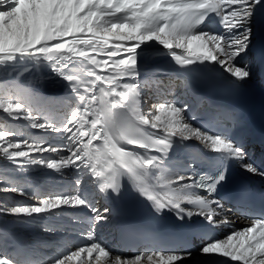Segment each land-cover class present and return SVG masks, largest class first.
I'll use <instances>...</instances> for the list:
<instances>
[{
  "label": "snow or ice",
  "instance_id": "snow-or-ice-1",
  "mask_svg": "<svg viewBox=\"0 0 264 264\" xmlns=\"http://www.w3.org/2000/svg\"><path fill=\"white\" fill-rule=\"evenodd\" d=\"M261 3L264 0H0V80L5 82L0 114L24 122L0 125V264H190L195 240L201 241L197 250L209 264H264V210L258 211L246 197L238 201V219L247 226L233 227L224 238L212 237L220 226L233 225L230 210L216 199L228 164L234 162L258 177H264V170L248 161L244 146L230 134L229 125L238 123L235 113L217 105L203 107V97L189 87V80L199 77L205 87L227 94L249 79L238 58L247 50L248 24ZM209 17L222 31L205 27ZM150 42L167 50L163 55L179 66L185 95L190 93L202 112L168 98L175 96L174 89L161 90V98L154 96L145 110L140 61L146 48H154ZM177 49L184 54L177 55ZM43 62L65 82L68 96L49 99L21 81ZM59 105L64 110L57 115L53 109ZM25 127L37 132L25 137ZM41 132L61 134L58 139L66 143L47 144ZM177 138L185 159L184 167L174 170ZM188 141L199 142L203 152L217 158L210 173L198 172L202 156ZM60 150L70 154L59 161L31 154ZM64 167L77 174L90 170L102 193L119 195L126 179L155 214L172 212L180 221L195 216L199 223L184 224L170 238L125 234L124 244L140 243L150 250L131 257L114 253L95 239L108 217L80 194L83 180H76L75 194L44 186L54 179L44 169ZM33 171L37 175L30 181L15 178ZM8 194L36 203L12 201ZM68 209L91 213L82 221L90 230L78 233L90 244H69L46 258L39 246L19 236L14 247L5 246L6 218L45 234H76L68 225L53 223L71 217ZM42 246L48 247L46 240Z\"/></svg>",
  "mask_w": 264,
  "mask_h": 264
},
{
  "label": "bare ground",
  "instance_id": "bare-ground-1",
  "mask_svg": "<svg viewBox=\"0 0 264 264\" xmlns=\"http://www.w3.org/2000/svg\"><path fill=\"white\" fill-rule=\"evenodd\" d=\"M209 25H213L214 30L217 32L222 31L219 23L212 17H209V19L205 21V27ZM248 28L250 29L251 33L249 44L246 52L238 58V63L241 66L247 67L250 72V76L249 79L242 85L250 89H254L260 94L264 95V3H261L260 6L256 7L251 21L248 24ZM150 43L154 45V48H146L144 50V56L140 61L141 80L146 81V83L143 84L145 99L147 101L145 104L146 106H144L145 110L151 108L154 96L161 98V90L167 92L171 89L175 90V96L168 98L177 99L178 102H187L192 106V110H195L197 108V102L190 93L185 95L186 89L182 83L185 78L184 74L178 70L179 66L165 63L164 60L171 58L170 56L163 55V53L167 50H163L162 46L156 44V42ZM174 51L177 53V55L184 54L182 50L177 49ZM46 65L47 62H43L39 67H36L35 65L32 66L31 70L28 73H25L21 78V81L28 84L31 90L40 96L48 97L49 99L61 100L69 95L65 87V82L56 77ZM197 79L200 80L201 78L197 77L195 79L189 80V87L194 89L203 97L201 89L197 86ZM4 83L5 82L3 80H0V87L4 86ZM72 100H75V97H72ZM63 110V105H59L53 109L57 115L61 114ZM0 120L4 121V123L0 122V124L5 126L24 123L11 121L5 118L2 114H0ZM24 129H28V134L37 132V130L28 127H25ZM38 135L44 137V142L47 144L55 145L66 143L65 141L58 139L61 134L41 132L38 133ZM238 143L244 146L246 157L250 163L255 164L259 158H264V152L261 150L262 148L255 144V139L253 137H243L238 141ZM67 153L68 152L65 150H60L58 152H33L31 154L59 161L60 157L67 156ZM177 163L173 166L174 170L179 169L177 165L180 163ZM237 167L240 168L239 166ZM43 171L49 173L51 177H54V179L44 182L45 187L55 188L59 186L63 190L68 191L70 194H75L76 180H83L84 187L82 188L80 194L89 199V201L93 203V205L98 208L101 213L108 217V221L102 222V227L95 232V239L102 245L106 246L114 253H121L125 257H131L138 252L150 250L147 245H143L139 246L135 251H133V243L128 245L123 243V236L127 233L123 231L122 226L135 218V211L125 205L120 193L117 195L116 193L112 192H100L98 184L96 183V178L91 175L90 170H85L87 174H77L71 167H64L59 171L52 169H44ZM36 175L37 173L35 171L29 173H17L15 174V178L19 182H24L25 180L30 181L31 178L35 177ZM251 176L259 181L264 180V177ZM0 179H3V177H0ZM8 195L11 197L12 201H19L25 205L36 203L35 200H29L25 197L15 196L14 194ZM146 202L152 208L151 203L147 200ZM185 207L191 206L185 205ZM105 208L109 209L107 213H104ZM67 211L73 213V215L71 217L66 215L62 218H55L53 223L68 225L74 230V233L76 234L65 237L64 234L60 232L55 234H45L39 228L16 227L18 228L17 230H7L5 235V246L8 248L14 247V238H16V236H20L26 242L39 246L43 257L46 258L56 254L58 250L63 251L69 246V244H71L74 248L76 243L86 242V238L79 236L78 233L87 232L90 230L87 223L82 221H85L87 216H91V213L88 212L87 209H84L83 212H80L78 209H68ZM227 215L233 221V225L229 227L220 226L219 228L215 229L213 235H215L216 238H224L227 234L232 232L233 227L236 229H243L247 226L243 220L238 219L239 217L235 216L232 212L228 211ZM160 216H162L169 224L170 228L174 230L183 229L184 224H197L200 220L199 217L194 216L191 220L185 217L184 221H180L176 218L174 213L168 211H165ZM6 219L8 222L12 221L11 218ZM151 235L165 238L159 232H152ZM45 240L48 244V247L42 246V242ZM200 243L201 241L195 240L192 244V247L194 248V254L190 264H195L198 262L209 263L208 258L201 257L199 255L197 248ZM164 250L168 251L169 249Z\"/></svg>",
  "mask_w": 264,
  "mask_h": 264
},
{
  "label": "rangeland",
  "instance_id": "rangeland-1",
  "mask_svg": "<svg viewBox=\"0 0 264 264\" xmlns=\"http://www.w3.org/2000/svg\"><path fill=\"white\" fill-rule=\"evenodd\" d=\"M171 99V98H170ZM144 106H146V105H144ZM0 122L1 123H4V121H2V120H0ZM0 125H2V124H0ZM5 126V125H4ZM27 131V132H26ZM22 132L24 133V135H25V137H27V134H28V129H22ZM67 155H69L68 153H67ZM22 182V181H21ZM23 183V182H22ZM6 221H7V219H6ZM9 223V224H8ZM10 223H11V225H10ZM13 223V224H12ZM10 225V226H9ZM14 225V222L13 221H7V223H6V227H7V230H17L18 228H16L17 226H13ZM11 227V228H10ZM14 228V229H13ZM21 229V228H20ZM17 237V236H16ZM20 237V236H19ZM20 238H22V237H20ZM15 239V238H14ZM23 239V238H22ZM24 240V239H23ZM88 244H90V241H89V243Z\"/></svg>",
  "mask_w": 264,
  "mask_h": 264
}]
</instances>
